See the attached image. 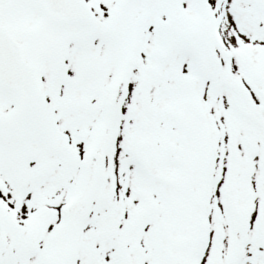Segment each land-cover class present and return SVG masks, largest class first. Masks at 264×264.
<instances>
[{"label":"snow or ice","instance_id":"obj_1","mask_svg":"<svg viewBox=\"0 0 264 264\" xmlns=\"http://www.w3.org/2000/svg\"><path fill=\"white\" fill-rule=\"evenodd\" d=\"M0 264H264V0H0Z\"/></svg>","mask_w":264,"mask_h":264}]
</instances>
